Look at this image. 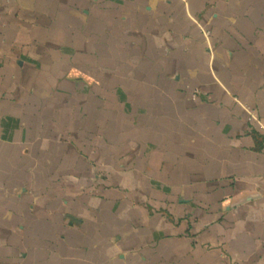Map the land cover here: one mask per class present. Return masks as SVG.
I'll return each instance as SVG.
<instances>
[{"label":"crops","instance_id":"crops-1","mask_svg":"<svg viewBox=\"0 0 264 264\" xmlns=\"http://www.w3.org/2000/svg\"><path fill=\"white\" fill-rule=\"evenodd\" d=\"M0 264H264V0H0Z\"/></svg>","mask_w":264,"mask_h":264}]
</instances>
